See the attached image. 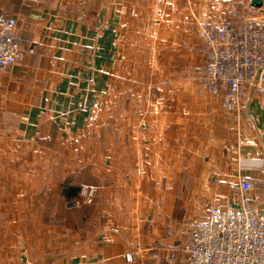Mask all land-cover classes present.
Segmentation results:
<instances>
[{
	"label": "crops",
	"instance_id": "0c3cea01",
	"mask_svg": "<svg viewBox=\"0 0 264 264\" xmlns=\"http://www.w3.org/2000/svg\"><path fill=\"white\" fill-rule=\"evenodd\" d=\"M231 1L0 0L32 49L0 76V264H184L181 230L240 210L242 180L264 220V94L202 84L199 25Z\"/></svg>",
	"mask_w": 264,
	"mask_h": 264
},
{
	"label": "built area",
	"instance_id": "2783aa9c",
	"mask_svg": "<svg viewBox=\"0 0 264 264\" xmlns=\"http://www.w3.org/2000/svg\"><path fill=\"white\" fill-rule=\"evenodd\" d=\"M16 26V19L0 5V76L24 53L32 52L18 40ZM198 34L209 50L202 84L211 94L222 96L224 108L239 109L251 93L264 94V17L225 26L205 21ZM251 189L248 180L240 182V210L214 205L188 222L181 230L186 237L184 264H264V220L244 196ZM97 191L96 186L82 184L69 205L91 204ZM124 258L132 262L134 253ZM174 258L171 254L167 261Z\"/></svg>",
	"mask_w": 264,
	"mask_h": 264
},
{
	"label": "rangeland",
	"instance_id": "374dc122",
	"mask_svg": "<svg viewBox=\"0 0 264 264\" xmlns=\"http://www.w3.org/2000/svg\"><path fill=\"white\" fill-rule=\"evenodd\" d=\"M230 7H234L235 9L237 8V9H239L240 11L238 12V14L239 15H235L234 17H235V19H234V21H236V23H234V24H228V25H236V24H238L242 19H243V17H246V16H250V15H255L256 13H258V12H264V8H262V9H259V10H254V9H251L250 7H249V5L247 4V0H242V1H240V0H232L231 2H230ZM233 17V16H232ZM69 204H70V202H69ZM23 229L24 228H17V232L19 233L20 231H22L23 232ZM21 235H24L23 233L21 234ZM22 244H19V243H17L16 244V253L18 254L19 253V247L21 246ZM6 259H4V258H1L0 259V262H2V261H5ZM1 264H4V262L3 263H1Z\"/></svg>",
	"mask_w": 264,
	"mask_h": 264
},
{
	"label": "water",
	"instance_id": "95a60500",
	"mask_svg": "<svg viewBox=\"0 0 264 264\" xmlns=\"http://www.w3.org/2000/svg\"><path fill=\"white\" fill-rule=\"evenodd\" d=\"M249 3L253 7H261L264 4V0H249Z\"/></svg>",
	"mask_w": 264,
	"mask_h": 264
},
{
	"label": "trees",
	"instance_id": "16d2710c",
	"mask_svg": "<svg viewBox=\"0 0 264 264\" xmlns=\"http://www.w3.org/2000/svg\"><path fill=\"white\" fill-rule=\"evenodd\" d=\"M68 190H71V191H73V193H75L76 192V194H75V196L77 195V193H78V189H77V191H76V189H71V188H68ZM75 191V192H74Z\"/></svg>",
	"mask_w": 264,
	"mask_h": 264
}]
</instances>
